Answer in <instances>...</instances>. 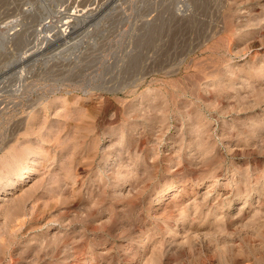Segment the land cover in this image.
I'll list each match as a JSON object with an SVG mask.
<instances>
[{
	"label": "rangeland",
	"instance_id": "374dc122",
	"mask_svg": "<svg viewBox=\"0 0 264 264\" xmlns=\"http://www.w3.org/2000/svg\"><path fill=\"white\" fill-rule=\"evenodd\" d=\"M0 174V264H264V0H0Z\"/></svg>",
	"mask_w": 264,
	"mask_h": 264
},
{
	"label": "bare ground",
	"instance_id": "6f19581e",
	"mask_svg": "<svg viewBox=\"0 0 264 264\" xmlns=\"http://www.w3.org/2000/svg\"><path fill=\"white\" fill-rule=\"evenodd\" d=\"M72 1V0H71ZM77 16V15H76ZM225 18V17H224ZM68 24V23H67ZM64 23H63V27H64ZM65 30V29H64ZM64 30H61V31H64ZM65 34V32H64ZM63 36V35H62ZM159 69V68H158ZM18 81V80H17ZM34 118V116H33ZM24 123V121H23ZM20 168L18 169V171L16 172L15 174V178H13V180L9 179L10 180V183L11 185L13 186L12 188H16L17 186L21 185L22 183H24L25 181H27L30 177H31V174L33 171H35V167H31L30 170H25V165H21L19 166ZM29 169V168H28ZM28 171V172H27ZM10 175V174H9ZM9 175H6V174H0V185H2L3 183L7 182L8 181V178H10L11 176ZM172 188V187H171ZM169 189L166 191V193H170L171 190L173 189ZM165 191V190H164ZM160 197V196H159ZM164 197V195H163ZM133 200V199H132ZM163 200V199H162ZM226 238V237H225ZM224 239V238H223ZM222 240V239H221ZM190 250V249H189ZM221 250V249H220ZM51 251V250H50ZM191 252V251H190ZM46 254V253H45ZM192 254V253H190ZM222 254V253H221ZM10 258V257H9ZM14 258V257H13ZM257 258V257H255ZM11 260V259H10ZM235 260H237L235 258ZM227 262V261H226ZM256 262V261H255ZM259 263V262H258ZM226 264V263H224ZM263 264V263H262Z\"/></svg>",
	"mask_w": 264,
	"mask_h": 264
}]
</instances>
